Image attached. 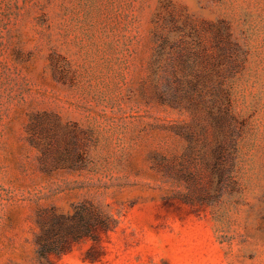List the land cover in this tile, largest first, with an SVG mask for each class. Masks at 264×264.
<instances>
[{"label": "rangeland", "instance_id": "374dc122", "mask_svg": "<svg viewBox=\"0 0 264 264\" xmlns=\"http://www.w3.org/2000/svg\"><path fill=\"white\" fill-rule=\"evenodd\" d=\"M54 215L53 264H264V0H0V264Z\"/></svg>", "mask_w": 264, "mask_h": 264}, {"label": "trees", "instance_id": "16d2710c", "mask_svg": "<svg viewBox=\"0 0 264 264\" xmlns=\"http://www.w3.org/2000/svg\"><path fill=\"white\" fill-rule=\"evenodd\" d=\"M227 141L219 146L215 156L220 182L225 184L233 183V172L236 161L237 142L233 132H228ZM98 224H106L105 217L98 211ZM72 219L66 216H53L49 222L42 225V235L38 238V258L41 264H53L51 255H60L68 251L72 244L83 238L91 236V230L73 226Z\"/></svg>", "mask_w": 264, "mask_h": 264}]
</instances>
